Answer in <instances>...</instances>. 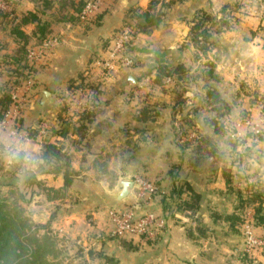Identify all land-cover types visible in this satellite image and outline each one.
<instances>
[{"label": "crops", "instance_id": "0c3cea01", "mask_svg": "<svg viewBox=\"0 0 264 264\" xmlns=\"http://www.w3.org/2000/svg\"><path fill=\"white\" fill-rule=\"evenodd\" d=\"M17 1L13 7L0 2V78L17 80L4 71L14 67L2 62L17 54L20 45L12 29L28 14L37 13L50 23V37L58 39L59 46L31 75L19 80L23 84L32 79L34 85L20 119V134L12 138L0 129V167L4 162L5 171L12 168L21 176L36 172L43 164L44 146L54 144L69 158L72 176L71 185L66 186L62 162L58 173L37 176L42 185L29 187L31 194L39 187L48 189L33 194L29 206L33 220L52 221L53 230L58 228L70 239L88 228L89 234L81 235L85 247L99 239L95 250L85 248L87 255L93 253L92 264H256L244 255L243 228L239 234L215 215L235 214L239 192L246 198L254 187L264 195V136L242 142V147L250 141L253 145L250 154H240V146L232 144L226 134H218L210 121L220 109L224 118L231 114L234 120L254 99L253 94L264 96V16L259 19L251 7L247 20L237 22L235 28L220 24L219 35L202 52L191 39L196 12L216 16L217 8L222 11L236 0L159 5L164 15L160 26L136 35L130 45L134 67L107 73L96 63L108 59L115 34L132 17L130 11L146 12L151 0H105L100 24L89 25L64 18L74 13L63 9L60 0H52L49 9L44 8V0ZM250 2L259 5L256 0ZM22 30L30 36L27 49L41 44L34 36L35 23L23 25ZM161 68L173 75L156 84ZM88 69L94 98L86 112L78 113L70 108V95ZM167 79H171L168 86ZM245 91L253 93L245 96ZM143 109L150 111V118L138 121ZM204 137L216 151L207 158L213 166L194 168L195 142ZM229 171L234 176L232 192L225 179ZM136 178L155 183L159 189L138 214L156 212L165 219V228L156 239H115L109 211L133 205L135 187L125 200L118 197L123 182ZM187 184L200 196L197 210L180 206L195 200L191 192H185L182 199L171 198L175 188ZM55 206L61 209L54 223ZM85 214L91 216L88 222ZM257 231L264 236V228ZM107 257L110 262L104 260Z\"/></svg>", "mask_w": 264, "mask_h": 264}, {"label": "trees", "instance_id": "16d2710c", "mask_svg": "<svg viewBox=\"0 0 264 264\" xmlns=\"http://www.w3.org/2000/svg\"><path fill=\"white\" fill-rule=\"evenodd\" d=\"M181 0H170L168 3L166 0H151L149 8L146 12L138 13L134 11H130L132 14L131 21L129 20L127 24L123 28H130L134 35L138 34H149L152 29L160 26L163 21V13L161 9H159V5L161 7L166 4H172ZM252 2L254 0H251ZM0 2H5V4L9 7H13L17 5V0H0ZM258 4L264 2V0H256ZM59 4L63 9H70L69 11H73V14H69L64 18H67L70 22H81L84 24H100L101 20L104 17L105 12H101L97 15V17L91 22H82L80 20V14L83 11V8L86 5V2L83 0H70V2H66L65 0H60ZM52 0H44V8H51ZM1 12V11H0ZM1 14V13H0ZM134 22V24L132 23ZM216 21L215 17L209 15V13L205 11H197L193 26L191 29V39L202 52L207 51L206 45L209 44L212 40L211 26L214 25ZM29 23L36 24V30L34 32V36L41 43L46 39L50 38V23L47 21H43L37 13H30L27 16L23 17L17 25H15L12 29L13 35L16 37L19 42L20 48L16 55L12 57H8L2 63L7 64L9 66H13V73L16 76L17 80L15 84L20 83L19 80L25 79L34 72L36 63H30L28 60V50L27 46L30 42V36L25 34L22 30L23 25H27ZM224 25H228L227 21H223ZM122 28V29H123ZM121 29V30H122ZM120 31V30H119ZM117 31V32H119ZM116 35V34H115ZM1 63V64H2ZM135 65V64H134ZM133 65V67H134ZM178 71V70H176ZM26 74V75H25ZM173 72L167 71V68H161L159 72V77L156 80V84L162 83L164 78H171ZM31 78V77H30ZM32 80V79H30ZM33 81V80H32ZM79 86L72 87V93L77 90ZM90 90L93 91V85ZM94 92V91H93ZM91 101L93 100L94 93L91 95ZM72 99L70 97V108H72ZM12 104L11 95L6 91L5 86L0 85V121L3 119L4 114L8 111L10 105ZM86 112V111H85ZM84 113V112H82ZM149 110H141L139 115L137 116L138 121H145L150 118ZM263 114H264V102H263ZM225 114H221V109L218 110V115L216 118L210 121L211 126L215 128L218 134H227L226 127L224 124ZM196 143V157L192 158L191 165L194 168L205 169L208 167H212L213 165L208 162V156H215L216 151L215 148L212 147L211 140L208 137L201 138ZM210 156V157H211ZM43 164L40 167H37V171H29L22 175L21 177L15 178L12 182L14 187L21 188H29L31 186H41L42 184L37 180V176L39 174H54L58 173L60 170L59 163H63L66 168L65 173V182L66 186L71 185L72 176L69 172V158L65 157L61 151L59 146L54 144H46L43 149L42 157ZM212 165V166H211ZM56 170V171H55ZM55 171V172H54ZM226 184L229 188V191H233L234 184V176L231 171L225 174ZM1 185H7V183L1 181ZM185 192H191L193 194V198L195 199L192 203L182 202L180 206L185 210H197L198 206L197 201H199L200 196L195 193L190 185H184L182 188H175L171 195V198L182 199V195ZM240 203L237 207V212L230 216L222 217L220 215H215V219H223L226 222L230 223L233 231L240 234L241 228L248 222L246 213L251 208L252 210V224L258 229L259 227L264 228V195L260 193L257 189L251 188L249 191L248 197L242 196L239 192ZM6 207L5 203L0 201V264H41L40 260V252L50 256L53 253V249L49 247L50 239L46 235H50V222L45 225H36L30 222L29 220L20 221V223H15L9 219H7L3 215V209ZM35 231L32 236L28 235V231ZM44 231L45 234L43 236L44 240L37 239V235L40 231ZM53 232V231H52ZM143 239L150 240L146 237ZM44 243V245H41ZM47 248H46V247ZM35 248L32 256L30 251L32 248ZM91 257H93V253H90ZM246 258H249L246 256ZM106 262H110L111 260L107 257L104 258ZM43 264H49V261H45Z\"/></svg>", "mask_w": 264, "mask_h": 264}, {"label": "built area", "instance_id": "2783aa9c", "mask_svg": "<svg viewBox=\"0 0 264 264\" xmlns=\"http://www.w3.org/2000/svg\"><path fill=\"white\" fill-rule=\"evenodd\" d=\"M105 0H88L80 14L82 22L93 21L98 14L104 11ZM264 14V2L260 3ZM134 33L130 28H123L116 33L114 41L108 52V59L98 61L96 67L107 73L114 72L121 68H132L134 60L128 53V48L134 40ZM59 46V40L49 38L38 46L28 50V60L30 63L40 64L49 58ZM91 72H85V79L78 86L79 88L70 97L74 99L72 109L78 113L85 112L91 102L90 78ZM171 83V79H167ZM33 81H26L25 85H16L10 93L12 104L0 121V129L7 130L10 137L16 138L20 134V119L29 105L28 92L33 87ZM245 128L249 134L259 137L264 134V114L256 118H247L240 126ZM46 130L43 128L44 133ZM27 140L30 138L25 136ZM134 203L124 209H111L109 211V224L111 237L115 239H125L139 241L144 237L156 239L165 228V219L156 212L138 214L143 203L152 199L159 192L155 183L147 182L141 178L134 181ZM248 222L243 226L244 255L251 258L256 264H264V236L252 224V211L246 213Z\"/></svg>", "mask_w": 264, "mask_h": 264}, {"label": "rangeland", "instance_id": "374dc122", "mask_svg": "<svg viewBox=\"0 0 264 264\" xmlns=\"http://www.w3.org/2000/svg\"><path fill=\"white\" fill-rule=\"evenodd\" d=\"M66 2H70V0H65ZM181 1H186V0H181ZM180 1V2H181ZM251 0H249L248 2H246V0H236V2L233 5H227L225 6L224 9L219 10L220 8L216 9V16L209 13V15L215 17L216 21L214 22V25L211 26L212 30V35L214 36V39L217 38V36L219 35L218 32V28L220 27V24H223V21H227L229 24L227 26V28H235V24L237 22H241V21H245L247 19V13L248 11H250V8L252 7L254 9L255 16H258L259 19L261 17L264 16V14L261 11V8H259V5H257V7L254 6V3L250 2ZM263 3V2H262ZM246 6L248 8H246ZM213 12V10H212ZM224 15V17L221 19L222 14ZM215 14V13H214ZM244 18V19H243ZM240 20V21H239ZM194 22V20H193ZM210 28V29H211ZM131 45V44H130ZM130 48V46H129ZM128 48V53L130 54ZM134 60V59H133ZM135 64V61H134ZM5 72H7L8 75H10L9 73H11V76H15L13 73V69L12 70H7L4 69ZM4 75H6L4 73ZM2 79H4V82H0L2 86H5L6 91L11 93L12 88L14 86H16L17 84H15V82L11 81V80H7L3 77H1ZM0 78V79H1ZM25 81L23 82V84L19 83L18 85H25ZM166 85V84H165ZM92 85H90L91 88ZM168 86V83H167ZM94 90V89H93ZM255 92V91H254ZM152 91L150 90L147 94H146V99L149 100V96L152 95ZM247 93H250L249 91H245L244 94L246 96ZM253 93V92H252ZM250 93V94H252ZM249 94V95H250ZM254 95V99H251V102H249V104L251 105H246V107L242 110H240L238 113V115L234 116V120L233 118H230V116H232L231 114H229L228 118H224V122L228 120V122H226V131H227V137L228 139L231 141L232 144L235 143L236 146H240L239 148H241V152L240 154L244 153L247 151V154H250V147L253 145L251 141L257 140L258 137H255L251 134H249L248 131L245 130V128L242 126H240L247 118H256L259 117L261 115H263V103L264 102V96L263 94H258L257 92ZM256 95V96H255ZM259 97H261V99H259ZM241 98V97H240ZM254 105V106H252ZM237 120H240V122H237ZM263 135L259 136V137H263ZM245 140H251L248 144L247 147H242L241 143L245 142ZM248 149V150H246ZM1 148H0V153H1ZM10 152V151H9ZM8 154V153H7ZM6 154V156H7ZM8 166H12V165H8ZM5 167H4V162L2 163V167H0V182L3 181L5 183H7L9 186H5V185H1L0 184V201H2V203H5L6 207L3 209V215L15 222V223H20V221L23 220H29L30 222H32L33 224L36 225H45L47 224V222L45 223H41V222H35V220H33V213L32 211L29 209V206L31 204L32 198H33V194L36 192H44L47 193L46 190L48 188H44L42 189L41 187H39L38 191H35L31 194V189L29 188H23V186L21 185V188H18L17 186L14 187V185H12V182L15 180V178L17 177H21L20 174H18L16 172V170H13L12 168L8 169L5 171ZM19 175V176H17ZM56 197V196H54ZM61 209L60 206H55V212H53L52 215V219L54 221V223L58 220V213L59 210ZM90 215L85 214V220L86 222H88V220L90 219ZM39 221V220H38ZM49 223V221H48ZM50 229H51V233L50 235H46L49 239H50V244L49 245L50 248H52L53 253L48 256L45 254H42L40 252V257L41 259L40 262L41 264L45 263V261H49V264H92L91 262V255H87V252L85 251V248H89L93 251L97 248V246L99 245V239H95L94 241H92L91 243L88 242L89 246L84 245V238H82L83 236L82 233L85 232L87 235L89 234L88 228L87 231H81V234L78 235L76 233V237H74L73 239H70V237L67 234H61V232L57 231L56 229L58 228H54L53 230V222L50 221ZM53 231V232H52ZM35 231L31 230L28 231V235L32 236L34 234ZM45 232L44 231H40L37 235V239L39 240H44L43 236H44ZM82 241V242H81ZM41 245H44V243H41ZM46 247V246H45ZM47 248V247H46ZM244 249V248H243ZM35 248H32V251H30V254L32 256L31 252H34ZM245 254V253H244ZM89 256V257H88ZM89 258V259H88Z\"/></svg>", "mask_w": 264, "mask_h": 264}, {"label": "water", "instance_id": "95a60500", "mask_svg": "<svg viewBox=\"0 0 264 264\" xmlns=\"http://www.w3.org/2000/svg\"><path fill=\"white\" fill-rule=\"evenodd\" d=\"M45 97H44V101H47V97H46V93L44 94ZM123 189L118 197V200L119 201H123L125 200L129 194L131 193V190L134 188V182L133 181H126V182H123Z\"/></svg>", "mask_w": 264, "mask_h": 264}]
</instances>
